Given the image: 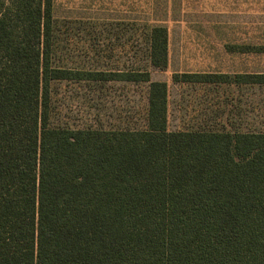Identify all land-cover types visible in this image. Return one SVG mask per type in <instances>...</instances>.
I'll return each mask as SVG.
<instances>
[{"label":"trees","instance_id":"16d2710c","mask_svg":"<svg viewBox=\"0 0 264 264\" xmlns=\"http://www.w3.org/2000/svg\"><path fill=\"white\" fill-rule=\"evenodd\" d=\"M57 31L54 0H0V264H264V129L169 128L150 71L169 64L162 24L110 67L69 63ZM171 80L264 87V72ZM62 82L143 86L140 123L53 124Z\"/></svg>","mask_w":264,"mask_h":264},{"label":"rangeland","instance_id":"374dc122","mask_svg":"<svg viewBox=\"0 0 264 264\" xmlns=\"http://www.w3.org/2000/svg\"><path fill=\"white\" fill-rule=\"evenodd\" d=\"M54 1L61 53L69 63L86 67L127 64L126 49L144 46V30L152 24L167 27L169 64L150 71L151 79L168 84L170 129L199 125L264 129V87L171 80L172 73L184 71L264 72V52L244 54L225 47L264 45V16L213 15L190 0H155L150 9L138 3V13L117 10L98 15L84 14L89 10L76 8V0ZM143 91V86L121 82H62L54 89L51 121L69 127L137 124Z\"/></svg>","mask_w":264,"mask_h":264},{"label":"crops","instance_id":"0c3cea01","mask_svg":"<svg viewBox=\"0 0 264 264\" xmlns=\"http://www.w3.org/2000/svg\"><path fill=\"white\" fill-rule=\"evenodd\" d=\"M70 1V0H69ZM140 1H144L141 3ZM155 0H76V8L89 10L84 14L136 13L138 7L152 8ZM195 8L211 10L213 15L264 16V0H190ZM55 2V1H54ZM140 3V5L137 4ZM126 10H128L126 12ZM138 13V12H137ZM147 13V12H144ZM149 14V13H147Z\"/></svg>","mask_w":264,"mask_h":264}]
</instances>
